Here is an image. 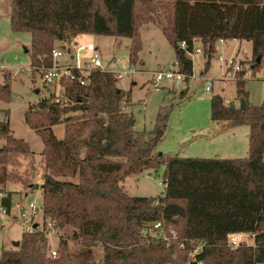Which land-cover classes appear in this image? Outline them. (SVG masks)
Segmentation results:
<instances>
[{"label": "trees", "instance_id": "16d2710c", "mask_svg": "<svg viewBox=\"0 0 264 264\" xmlns=\"http://www.w3.org/2000/svg\"><path fill=\"white\" fill-rule=\"evenodd\" d=\"M170 1L169 21L152 22L173 46L186 82L194 74L191 54L197 40L206 56L205 71L220 40L250 41L256 66L261 65L264 0ZM137 4L138 0H12L11 25L13 31L31 33V65L36 70L52 64L56 41L84 34L131 38L130 59L137 62ZM184 41L186 47L181 46ZM63 83L66 102L46 96L25 112L26 122L45 144L43 228L24 232L18 248L2 249L0 264H95L96 244L103 246L107 264L264 263V101L249 103L246 81H236L239 97L248 102L245 110L216 94L211 112L216 122L249 125V155L244 158H164L157 146L168 128L171 108H160L154 128L140 132L134 114L122 107L133 89L119 88L112 73L94 71L87 86ZM10 86L0 82L1 98L9 95ZM73 112L80 114L69 115ZM60 123H65L63 139L53 130ZM0 137L6 139L0 160L8 154L31 153L29 143L13 135L9 121L0 122ZM163 163V196H132L122 186L129 175L157 170ZM1 205L11 213L13 192L2 197ZM48 220L59 232L73 229L72 236L60 235L56 257L49 251ZM156 221L165 230L175 227L177 238L171 243L153 238L146 245ZM238 233L253 236L254 245L240 243L232 249L229 236ZM69 237L81 247L72 251ZM198 245L195 258H189Z\"/></svg>", "mask_w": 264, "mask_h": 264}, {"label": "rangeland", "instance_id": "374dc122", "mask_svg": "<svg viewBox=\"0 0 264 264\" xmlns=\"http://www.w3.org/2000/svg\"><path fill=\"white\" fill-rule=\"evenodd\" d=\"M164 4L167 7L164 8ZM170 4V0H153L151 5L146 4L144 0H138L136 22L137 44L140 50L138 60L134 62L138 71L117 80L118 87L124 91L131 87L133 89L131 97L122 103L124 111L134 114L137 131L149 132L154 128L160 108H171L168 128L157 146L158 155L161 153L160 156L164 158L174 155L199 158L248 157L249 125L233 127L226 121H214L211 115L212 97L220 94L226 104L234 103L240 107L241 97L244 96L239 97L236 81L241 79L246 81L244 90L248 92L249 103L260 105L264 101L263 63L259 67L256 66L250 41H219L207 71L204 51L193 53L194 74L188 82L177 84L163 80L157 85L152 79V72L178 69L173 46L164 36L160 26L152 22L156 20L166 24L169 21ZM11 5L12 0H0V82L11 84L9 95L0 97V122L9 121L13 135L27 141L31 153L8 154V159L2 157L0 160V204L7 192H13L14 200L10 215L0 213V258L2 249H16L21 244L25 226L15 217L22 218L25 209L21 207L28 208L31 202H35L39 207L43 204L42 188L34 190L32 187L35 183H44L45 144L43 138L26 122L25 112L32 104H37L50 94L40 71L31 65V33L16 32L12 29ZM70 41L80 44L94 43L101 50L104 61L116 56L128 62L133 46L131 38L92 34L74 37ZM227 70L231 73H227ZM208 78L213 79L211 90H206ZM184 89L188 91L186 96L181 98L180 93ZM78 114L80 113L73 112L69 115ZM53 130L58 139H63L65 123L53 126ZM5 143L6 139L0 137V149ZM165 178L163 163L157 170L129 175L122 182V186L132 196L158 198L164 195L166 185L161 183ZM37 220L40 225L43 223L41 217ZM172 230H175V227L169 226L166 230L149 229L151 238L147 239L146 245H149L153 238L158 240L161 237L171 243L177 238L173 236ZM72 231V228H68L63 233L55 229L47 235L49 251L59 248L61 234L72 236ZM232 239L254 245V238L250 234L230 235L229 243ZM18 241L19 246H15L14 243ZM69 245L72 251L81 247V244L71 237ZM93 258L95 264H107L101 244L93 246Z\"/></svg>", "mask_w": 264, "mask_h": 264}, {"label": "built area", "instance_id": "2783aa9c", "mask_svg": "<svg viewBox=\"0 0 264 264\" xmlns=\"http://www.w3.org/2000/svg\"><path fill=\"white\" fill-rule=\"evenodd\" d=\"M181 46L186 47V42H182ZM201 51V47H196L195 53H199ZM192 55L193 54H191V56ZM230 62L232 63V60ZM262 63V70L264 74V55ZM38 71H40L44 84L50 91V94L47 97L53 98V100L58 103H63L67 100L65 95V86L63 83L64 80L76 81L82 86H87L90 84L91 74L94 71L112 73L117 80H120L130 74L132 75V73L134 74V72L138 70L130 57L128 62L116 56L104 61L101 50L92 42L80 44L76 41L58 40L55 42L52 50V64H43L39 67ZM228 72L229 71L227 70V73ZM230 73L231 72H229V74ZM152 79L157 85H160L163 80H169L171 82L181 84L186 82V75L181 72L179 68L174 70L168 69L166 71L152 72ZM206 80V90H211L213 87V79L208 78ZM161 184L166 185V180H164ZM23 209H25V212L22 213V218L20 216L15 217L18 218L17 221L21 220L24 224V232H33L39 226L40 228H43L44 217L42 206L39 207L35 202H31L28 208L24 207ZM0 213L7 214L6 208L1 204ZM39 217L43 220L41 225L37 220ZM46 227L47 235L55 231L54 224L50 220H48ZM151 228L159 230L163 229L164 225L161 221H156L153 223ZM172 234L176 237L177 231L172 230ZM231 235L233 236L235 234ZM229 245L232 249H235L240 245V243L232 239ZM200 248L201 245H198L190 253V258L194 259ZM50 255L52 257H56L58 255V249H52Z\"/></svg>", "mask_w": 264, "mask_h": 264}, {"label": "water", "instance_id": "95a60500", "mask_svg": "<svg viewBox=\"0 0 264 264\" xmlns=\"http://www.w3.org/2000/svg\"><path fill=\"white\" fill-rule=\"evenodd\" d=\"M260 61H261V59H258V62H260ZM37 92H38V90H37ZM247 106H248L247 100L244 97H241L240 109L245 110L247 108ZM160 155H161V153H160ZM32 188L34 190L35 189L38 190V189H41V188L43 189L44 188V183H42V184L35 183ZM36 227H37V225H36ZM19 244H20L19 241L14 243L15 246H19Z\"/></svg>", "mask_w": 264, "mask_h": 264}, {"label": "crops", "instance_id": "0c3cea01", "mask_svg": "<svg viewBox=\"0 0 264 264\" xmlns=\"http://www.w3.org/2000/svg\"><path fill=\"white\" fill-rule=\"evenodd\" d=\"M145 28V27H144ZM79 36H81V35H78V36H76V37H79ZM220 42H227V40H220ZM218 43V42H217ZM196 47H203L202 46V42H201V40H197V42H196ZM144 61V60H143ZM145 63V62H144ZM43 190V189H42ZM13 205H14V200H13ZM13 208V207H12ZM24 207H21V209H23ZM244 233H238V234H235V235H239V236H242Z\"/></svg>", "mask_w": 264, "mask_h": 264}]
</instances>
